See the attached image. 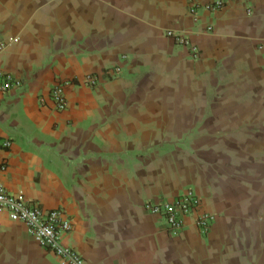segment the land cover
<instances>
[{
	"label": "crops",
	"instance_id": "1",
	"mask_svg": "<svg viewBox=\"0 0 264 264\" xmlns=\"http://www.w3.org/2000/svg\"><path fill=\"white\" fill-rule=\"evenodd\" d=\"M195 1L225 7L193 16L189 0H0V72L22 83L0 92V138L12 142L0 183L64 211L63 244L86 264H248L227 230L231 211L264 210V0ZM59 82L70 83L63 112L50 99ZM234 146L260 152L250 180ZM187 190L211 217L207 235L197 215L176 235L144 208ZM0 264L62 263L5 214Z\"/></svg>",
	"mask_w": 264,
	"mask_h": 264
},
{
	"label": "built area",
	"instance_id": "2",
	"mask_svg": "<svg viewBox=\"0 0 264 264\" xmlns=\"http://www.w3.org/2000/svg\"><path fill=\"white\" fill-rule=\"evenodd\" d=\"M189 4L190 13L193 16H196L201 9L208 12H219L225 7L222 1L202 6L195 0H189ZM167 36L173 38L176 44L188 47L194 59L198 57L197 46L191 45L187 37L174 32H168ZM2 48L3 46L0 45V49ZM113 72L120 73V69L113 70ZM97 83V76L91 74L85 77V84L89 87H95ZM69 85V82H59L50 90V99L58 112H63L68 108L66 89ZM21 87L22 83L11 74L0 72V92L7 94ZM11 146V141L0 138V150H8ZM6 170L7 164L1 162L0 173ZM144 208L149 214L160 218L172 234L181 233L185 227L186 218L194 215L198 216L196 225L201 233L207 235L210 232L211 217L206 213H200L201 200L192 191H184L172 200L160 198L146 201ZM5 214L12 222L25 225L33 239L41 247L52 251L62 264H86L78 252L63 244V236L71 231V223L64 211L44 210L35 202H27L9 193L0 183V217Z\"/></svg>",
	"mask_w": 264,
	"mask_h": 264
},
{
	"label": "rangeland",
	"instance_id": "3",
	"mask_svg": "<svg viewBox=\"0 0 264 264\" xmlns=\"http://www.w3.org/2000/svg\"><path fill=\"white\" fill-rule=\"evenodd\" d=\"M256 148H243L241 146H234L233 147V157L234 165H239L240 169L243 171L242 173L245 174L244 171H247L246 175L247 178L242 177L243 179L247 180L252 178L254 168L256 166V162L259 160L260 152L259 150L255 151ZM250 158L252 162L248 159ZM253 173V174H252ZM249 176V178H248ZM256 185H253V191H256ZM239 188V187H237ZM249 187V191H250ZM257 192V191H256ZM259 192V191H258ZM257 192V193H258ZM250 195V194H249ZM253 198L247 199L249 203H258L256 201L254 195L252 194ZM238 199L237 201H239ZM242 201V200H241ZM243 201H246L245 199ZM260 210V209H259ZM243 217L245 220L239 221L240 217ZM260 216V222L258 221V217ZM230 220L232 219L230 226L228 227L227 233L231 236V249L232 251L237 250L236 245L241 244L242 249L246 250L248 254V264H264V210L254 211L249 210L247 212L243 211V213H237L236 211H231L228 214Z\"/></svg>",
	"mask_w": 264,
	"mask_h": 264
}]
</instances>
